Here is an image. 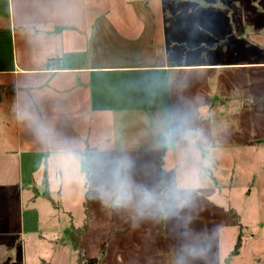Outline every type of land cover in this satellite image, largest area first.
<instances>
[{"label":"rangeland","instance_id":"obj_1","mask_svg":"<svg viewBox=\"0 0 264 264\" xmlns=\"http://www.w3.org/2000/svg\"><path fill=\"white\" fill-rule=\"evenodd\" d=\"M222 1L208 0L213 16L198 17L195 39L170 41L180 71L95 112L89 173L72 159L51 197L24 205L9 240L24 255L8 256L0 232V264H45L48 243L71 242L78 226L83 260L73 250L70 264H264V51L253 43L264 0L230 5L241 9L238 39Z\"/></svg>","mask_w":264,"mask_h":264},{"label":"crops","instance_id":"obj_2","mask_svg":"<svg viewBox=\"0 0 264 264\" xmlns=\"http://www.w3.org/2000/svg\"><path fill=\"white\" fill-rule=\"evenodd\" d=\"M220 3L225 32L239 34L241 9L234 13L230 5L241 6L235 0ZM210 4L0 0V85L15 88L0 99V232L8 238V256L25 252L20 242L9 241L24 227V205L32 210L40 197H51L57 189L52 177L62 176L61 168L72 159L78 163L76 171L83 170L82 162L95 148L87 142L95 112L102 114L132 84L155 86L171 70L180 71L183 65L171 62L170 41L195 39L197 19H206ZM209 13L213 16V10ZM253 43L264 51V33ZM50 61L59 62L47 67ZM35 184H42V196ZM75 228L82 233V227ZM48 246L45 264H70L73 239Z\"/></svg>","mask_w":264,"mask_h":264},{"label":"trees","instance_id":"obj_3","mask_svg":"<svg viewBox=\"0 0 264 264\" xmlns=\"http://www.w3.org/2000/svg\"><path fill=\"white\" fill-rule=\"evenodd\" d=\"M54 62H59V61H50L48 64H47V67H51L53 64H55ZM14 90L15 88L13 87H10V86H2L0 85V99H2V97L6 94V95H12L14 94ZM83 164V170H85L87 173H89L90 171V163L87 161V160H84L82 162ZM78 236L74 239H73V242H74V249L78 252V254H80V258L81 260H83V254L81 253V246H80V239H79V236H80V233H81V230H78ZM239 238H238V241L233 249V252L232 254L236 255L239 253V249L241 247V233H239Z\"/></svg>","mask_w":264,"mask_h":264},{"label":"water","instance_id":"obj_4","mask_svg":"<svg viewBox=\"0 0 264 264\" xmlns=\"http://www.w3.org/2000/svg\"><path fill=\"white\" fill-rule=\"evenodd\" d=\"M209 164V161L205 160L204 166L206 167Z\"/></svg>","mask_w":264,"mask_h":264}]
</instances>
